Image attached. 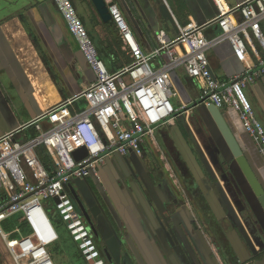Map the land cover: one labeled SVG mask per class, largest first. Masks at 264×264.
I'll return each instance as SVG.
<instances>
[{
    "label": "crops",
    "instance_id": "0c3cea01",
    "mask_svg": "<svg viewBox=\"0 0 264 264\" xmlns=\"http://www.w3.org/2000/svg\"><path fill=\"white\" fill-rule=\"evenodd\" d=\"M103 1L108 8L119 9L148 53L158 48L159 32L175 39L177 24H203L218 15L214 0H181L186 8L179 0ZM244 1L221 0L229 8ZM72 2L108 71L129 65L132 60L113 20L103 21L93 0ZM215 34V30L208 33ZM256 46L262 54L258 42ZM208 58L218 81L245 71L229 43L211 50ZM172 79L175 106H185L183 113L157 130L142 157L117 155L99 166V177L75 180L68 192L74 191L94 217L111 263L256 264L264 259V210L217 126L201 117L207 107L194 108L200 86L183 70L175 71ZM95 81L53 0H0V137L84 92ZM246 94L264 126V77ZM76 106L84 110L87 105L80 101ZM220 111L264 193V159L238 113L230 108ZM204 129L214 141L213 154L203 142ZM180 161L188 171L178 169L175 174L173 166ZM64 236L74 243L66 230ZM74 250L80 257L75 243Z\"/></svg>",
    "mask_w": 264,
    "mask_h": 264
},
{
    "label": "built area",
    "instance_id": "2783aa9c",
    "mask_svg": "<svg viewBox=\"0 0 264 264\" xmlns=\"http://www.w3.org/2000/svg\"><path fill=\"white\" fill-rule=\"evenodd\" d=\"M214 1L216 18L204 25L177 24L179 35L175 39L159 32V46L151 53L142 50L119 9L110 7L132 60L111 73L72 1L53 0L96 81L84 92L0 137V238L14 264H54L49 247L60 235L51 215L63 223L87 264H106L67 188L75 180L99 177V166L117 155L143 156L157 130L185 110V106L178 109L172 103L177 97L172 74L177 70H183L200 86V105L238 113L264 159V126L246 94L249 86L264 77V0H245L234 8ZM212 30L216 34L209 36ZM224 43L230 44L245 71L221 82L212 73L208 54ZM80 101L87 105L84 110L76 106ZM41 148L52 160V169L42 163L38 155ZM82 148L88 157L77 162L73 155ZM12 220L19 222L12 232L17 234L15 239L2 226Z\"/></svg>",
    "mask_w": 264,
    "mask_h": 264
},
{
    "label": "water",
    "instance_id": "95a60500",
    "mask_svg": "<svg viewBox=\"0 0 264 264\" xmlns=\"http://www.w3.org/2000/svg\"><path fill=\"white\" fill-rule=\"evenodd\" d=\"M93 2L95 4V7H96L99 15L103 19V21L111 22L112 16H111L109 8L106 6L105 2L103 0H93ZM198 24L204 25L206 23H203V24L198 23ZM212 73H213V71H212ZM213 75H214V73H213ZM214 77H215V75H214ZM198 104H199V102L194 105V108ZM201 117L205 121H208V120L212 121L217 126V128L219 129V131L223 137V140L225 141L226 146L228 147L230 153L234 157V159H235L236 163L238 164V166L240 167V169L243 171L248 183L251 185V188L253 189L254 193L256 194V196L259 200V203L261 204V206L264 210V193H263V190L260 187L259 182L256 180V177L254 176L253 171L251 170L250 166L246 162V159L243 156V153L239 147V144H238L235 136L233 135L232 131L230 130L229 126L227 125L226 120H225L223 114L221 113V111L219 109L213 107V106L207 107V108H204V110L201 112ZM73 156H74V159L77 162H79V161H82L83 159L88 157V152L85 148H82L80 150H77ZM67 190H68V188H67ZM74 195H76L75 192H74ZM77 201H78V205H79L81 213H83V215L86 217L87 221L90 223V225L92 227L89 214L87 213L82 202L78 198H77ZM256 264H264V259L257 262Z\"/></svg>",
    "mask_w": 264,
    "mask_h": 264
},
{
    "label": "rangeland",
    "instance_id": "374dc122",
    "mask_svg": "<svg viewBox=\"0 0 264 264\" xmlns=\"http://www.w3.org/2000/svg\"><path fill=\"white\" fill-rule=\"evenodd\" d=\"M169 1H171V0H169ZM96 47V46H95ZM106 59V58H105ZM105 61V60H104ZM105 64V63H104ZM121 70V69H120ZM120 70H118V71H120ZM178 100V98H174L173 100H172V103L174 104V105H176V101ZM205 132V133H204ZM204 132H202L201 133V136H202V138H203V142H204V144H205V146H207V148L209 147V149H210V151L212 152V154H213V152L215 151L214 150V145H213V143H214V141L211 139L212 137L208 134V132H207V130L206 129H204ZM173 149V148H172ZM173 154L175 155V158H176V152H175V149H173ZM159 155H161V154H159ZM160 157V156H159ZM177 157H178V155H177ZM215 157H217V158H219L218 156H217V154H215ZM147 158H150V157H148L147 156ZM166 158V157H165ZM181 163H176L175 164V166H173L174 167V171H175V174H176V170H180L182 173H187L186 171H185V169L187 170L188 168H187V166L184 164V162L183 161H180ZM150 168V166H148V168L147 169H149ZM149 171V170H148ZM184 171V172H183ZM188 171V170H187ZM189 186H194L193 185V182H191L190 183V185ZM228 186H230L229 184H228ZM45 204V203H44ZM51 218L53 219V220H55L56 218H55V215H51ZM52 221V220H51ZM19 224V222H16L15 220H12L11 222H10V226L12 227V228H14V226L15 225H18ZM3 226V228L5 227L4 225H2ZM59 234H60V236L62 237V240L61 241H59L58 242V244H55V245H52L51 247H50V249H49V251H51L52 253H53V255H54V257L56 258V260L57 261H59V264H86L80 257H78L77 255H76V253H75V250H74V243H72V242H69V241H66L65 239V236H64V234H65V229H64V227L63 228H61L60 229V231H59ZM63 235V236H62ZM67 237H68V235H66ZM3 241V240H2ZM0 250L1 251H4L5 253H7V252H9L8 251V248H7V245H6V243L3 241V242H1L0 241ZM7 250V251H6ZM11 259H12V257H11ZM12 261H13V259H12ZM56 261V262H57ZM57 264V263H56Z\"/></svg>",
    "mask_w": 264,
    "mask_h": 264
},
{
    "label": "flooded vegetation",
    "instance_id": "af4514ba",
    "mask_svg": "<svg viewBox=\"0 0 264 264\" xmlns=\"http://www.w3.org/2000/svg\"><path fill=\"white\" fill-rule=\"evenodd\" d=\"M70 196H71L73 202L76 204L77 208L80 209L79 205H78L77 198L80 201H81V199L78 197V195L77 194L74 195V192H71ZM88 214H89V217L91 219L92 227L83 214H82V217H83L85 223L87 224V226L89 227V231L91 233V236L93 237L94 242H95L98 250L100 251L103 260L105 261L106 264H114V263H111V260L107 257V255L105 254V252L103 250L104 246H103V242H102V240H103V237L101 234L102 232L99 229L97 222L95 221L94 217L92 216V214L90 212ZM0 264H13V263H12V260L8 254L5 255L3 253H0Z\"/></svg>",
    "mask_w": 264,
    "mask_h": 264
},
{
    "label": "trees",
    "instance_id": "16d2710c",
    "mask_svg": "<svg viewBox=\"0 0 264 264\" xmlns=\"http://www.w3.org/2000/svg\"><path fill=\"white\" fill-rule=\"evenodd\" d=\"M72 1V0H71ZM181 6L183 8H186V5L181 1L179 0ZM73 3V2H72ZM74 5V4H73ZM98 51V50H97ZM99 54V57H100V53L98 52ZM101 59V58H100ZM102 60V59H101ZM38 155L42 161V163L48 168V169H52V166H53V163H52V160L50 159V157L48 156V154L46 153V150L44 148H41L38 152ZM53 224H54V227L55 229L57 230V232L59 233L60 229L63 227V223H61L60 221L58 220H53ZM23 228H21L20 230H22ZM4 230L11 234L13 232V228L10 226V223H7L6 226L4 227ZM60 235V234H59ZM17 237V234H14L12 233L11 235V238L12 239H15ZM79 255H80V258L86 263V261L84 260V258L82 257L81 253L79 252ZM14 264V262H13ZM87 264V263H86Z\"/></svg>",
    "mask_w": 264,
    "mask_h": 264
}]
</instances>
